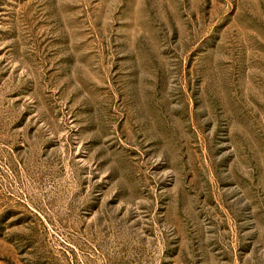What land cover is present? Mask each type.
Returning <instances> with one entry per match:
<instances>
[{
    "label": "rangeland",
    "instance_id": "1",
    "mask_svg": "<svg viewBox=\"0 0 264 264\" xmlns=\"http://www.w3.org/2000/svg\"><path fill=\"white\" fill-rule=\"evenodd\" d=\"M0 264H264V0H0Z\"/></svg>",
    "mask_w": 264,
    "mask_h": 264
}]
</instances>
